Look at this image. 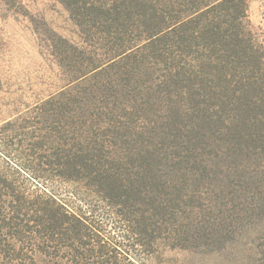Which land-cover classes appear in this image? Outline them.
<instances>
[{"label":"trees","instance_id":"obj_1","mask_svg":"<svg viewBox=\"0 0 264 264\" xmlns=\"http://www.w3.org/2000/svg\"><path fill=\"white\" fill-rule=\"evenodd\" d=\"M58 1L81 40L52 33L67 82L0 123V264H183L264 220L248 0Z\"/></svg>","mask_w":264,"mask_h":264},{"label":"rangeland","instance_id":"obj_2","mask_svg":"<svg viewBox=\"0 0 264 264\" xmlns=\"http://www.w3.org/2000/svg\"><path fill=\"white\" fill-rule=\"evenodd\" d=\"M0 0V123L56 92L67 82L47 41L56 32L74 42L78 27L58 0ZM247 16L264 46V0H248ZM264 220L251 219L217 248L173 249L167 256L183 264H261L259 243Z\"/></svg>","mask_w":264,"mask_h":264}]
</instances>
